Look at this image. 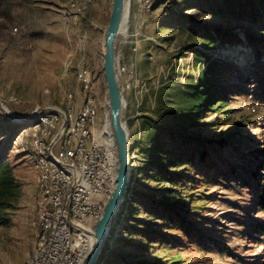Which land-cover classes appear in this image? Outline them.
Returning a JSON list of instances; mask_svg holds the SVG:
<instances>
[{
	"label": "rangeland",
	"instance_id": "1",
	"mask_svg": "<svg viewBox=\"0 0 264 264\" xmlns=\"http://www.w3.org/2000/svg\"><path fill=\"white\" fill-rule=\"evenodd\" d=\"M77 2L0 0V264H25L39 236L31 143L45 151L53 135L50 127L21 138L27 120L72 116L82 65L96 107L87 147L108 113L111 0L86 11ZM127 13L115 69L124 66L116 75L129 183L96 264H264L256 207L264 180L255 175L264 150V0H155L145 10L129 0Z\"/></svg>",
	"mask_w": 264,
	"mask_h": 264
},
{
	"label": "built area",
	"instance_id": "2",
	"mask_svg": "<svg viewBox=\"0 0 264 264\" xmlns=\"http://www.w3.org/2000/svg\"><path fill=\"white\" fill-rule=\"evenodd\" d=\"M86 0H78L77 9ZM140 10H145L146 3L152 0H136ZM77 10H75L76 13ZM117 73L124 72V66L117 68ZM93 81L90 79L89 71L80 72V97L81 105L75 108L72 115L73 132L68 147H59V134L61 132L62 120L52 122L53 142L51 150L57 153L63 160V166L75 174V188L72 191V199H78L77 208H68V219L70 214H82L83 225L74 226V234H60V228L55 230L54 240L49 242L46 250L40 255L38 262L32 264H75L76 261H83L91 244V236L96 221L90 220L91 211H100V217L104 207L111 196V184L115 181L116 158L112 150V141L102 139L103 133L98 134L95 147H89L88 156L85 162L79 163V167H70L71 153H77V143L87 142V128L90 127L93 118H89V103L92 93ZM37 110L33 111L31 116ZM106 137V135H104ZM114 155V159H113ZM107 171H114V178H107ZM53 183H58L54 175ZM59 194H55V204ZM43 200V198H42ZM48 218V211L40 208L39 220L40 233L43 229V222ZM75 231L88 233V242H81L75 239Z\"/></svg>",
	"mask_w": 264,
	"mask_h": 264
},
{
	"label": "bare ground",
	"instance_id": "3",
	"mask_svg": "<svg viewBox=\"0 0 264 264\" xmlns=\"http://www.w3.org/2000/svg\"><path fill=\"white\" fill-rule=\"evenodd\" d=\"M97 0H86L82 3L81 10L86 11L90 6H92ZM155 0L147 3V8L153 4ZM128 13H124V18L122 20L123 26L127 22ZM120 34V33H119ZM124 108V103H123ZM5 110V109H4ZM6 111V110H5ZM8 112V111H6ZM10 117L19 120L20 118L15 117L10 112L7 113ZM96 116V107L92 99L89 103V118H93L90 127L87 128V141L88 143L93 141V131L92 127L94 125V119ZM62 120L63 125L61 126V132L59 134V147H68L70 138H72L73 125L72 116H61L57 113H52L49 115H40L33 121L31 125L24 128L21 132L20 137H26L28 133H39L45 136V131L52 127V122L54 120ZM127 132V131H126ZM102 133L106 135L108 141H112V150L116 148L115 143L111 136V131L109 127L108 116L104 120V125L102 127ZM87 142L77 143V153H71L70 167H79V163L86 161L88 156L89 147H87ZM31 146L38 149V159H37V179L41 190V195L43 198L42 211H48V218L43 222V229L41 234L38 236L37 246L31 252L29 258L25 264H32L38 262V259L42 252L46 250L49 242L55 238V230L57 226L60 228V234H74V226L83 225V215L82 214H70L68 219V208H77L78 199H72V191L75 188V174L68 170L66 166H63V160L53 153L51 148H47L45 151L42 149L43 145L40 140H36L35 137L31 143ZM90 147H95V145L90 144ZM114 159V155H113ZM118 165V163H117ZM117 167V166H116ZM58 180V183H53V178ZM107 178H114V171H107ZM116 178V174H115ZM115 181L111 184V193L114 190ZM55 194H59L58 201L55 204ZM41 208V207H40ZM40 214V211H39ZM100 218V211H91L90 220L98 221ZM40 233V226H39ZM75 239H80L81 242H88V233L82 231H75ZM75 264H82V261H76Z\"/></svg>",
	"mask_w": 264,
	"mask_h": 264
},
{
	"label": "water",
	"instance_id": "4",
	"mask_svg": "<svg viewBox=\"0 0 264 264\" xmlns=\"http://www.w3.org/2000/svg\"><path fill=\"white\" fill-rule=\"evenodd\" d=\"M128 1L111 0L109 19L103 37L102 71L106 85L107 116L111 136L116 146V159L118 163L115 187L104 207L102 216L94 225L90 248L82 264H96L108 236L111 223L124 199L129 183L128 134L122 121L124 101L115 69V43L120 33L124 13L128 12ZM30 120L32 119L27 120V122H30Z\"/></svg>",
	"mask_w": 264,
	"mask_h": 264
},
{
	"label": "trees",
	"instance_id": "5",
	"mask_svg": "<svg viewBox=\"0 0 264 264\" xmlns=\"http://www.w3.org/2000/svg\"><path fill=\"white\" fill-rule=\"evenodd\" d=\"M16 131L15 134L21 129L24 128V126H26L25 124H20V125H16ZM14 134V136H15ZM256 153L259 155L260 157V161L258 163L257 166V170H256V177L258 178V180H264V150H259L256 151ZM262 171L261 173L263 175H260L259 171ZM256 207L258 208V210L260 212L264 213V189L259 193V195H257V201H256ZM99 260V259H98ZM98 262V261H97Z\"/></svg>",
	"mask_w": 264,
	"mask_h": 264
}]
</instances>
